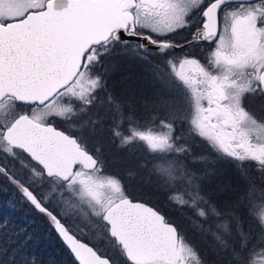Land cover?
Here are the masks:
<instances>
[{
  "label": "snow or ice",
  "instance_id": "6c2138e0",
  "mask_svg": "<svg viewBox=\"0 0 264 264\" xmlns=\"http://www.w3.org/2000/svg\"><path fill=\"white\" fill-rule=\"evenodd\" d=\"M247 97L264 98V0H0V264H36V217L75 264H264ZM219 164L237 180L225 203ZM144 173L138 198L126 180Z\"/></svg>",
  "mask_w": 264,
  "mask_h": 264
},
{
  "label": "rangeland",
  "instance_id": "374dc122",
  "mask_svg": "<svg viewBox=\"0 0 264 264\" xmlns=\"http://www.w3.org/2000/svg\"><path fill=\"white\" fill-rule=\"evenodd\" d=\"M158 123V122H157ZM149 125H145L143 130H147ZM179 127V126H178ZM187 125H184V131H187ZM180 132H177V135H179ZM196 144L198 145L197 151L198 153H206V147L205 145L201 144L199 140L196 141ZM105 151H107L110 156L113 159H110V161H117L120 158H123L125 156V153L123 152H117L113 147L107 146L105 148ZM135 155L139 157H143L145 160L150 159V155L148 153V150L146 148V145H137V148L135 150ZM112 167L110 166L108 171L109 172H120L122 170L120 164L117 162L116 165L115 163H111ZM119 169L116 170L115 169ZM254 167V165H252ZM217 171H218V178L215 179L214 184H213V189L216 192V197L221 203H225L226 201H230L231 199L234 198V190L237 187V180L235 176V172L233 169H231L227 164H219L217 165ZM129 185V191L133 192V195L136 197H144L147 198L149 195V187L150 185L148 184L147 180V173L142 174V177H138L136 181H127ZM155 194V195H153ZM151 194V201L154 203L158 204L160 207L164 208V212L170 213V214H176L177 221L181 220L180 212L178 209L173 208L171 205H169L166 200L163 197L162 193H157L153 192ZM172 216V215H171Z\"/></svg>",
  "mask_w": 264,
  "mask_h": 264
},
{
  "label": "trees",
  "instance_id": "16d2710c",
  "mask_svg": "<svg viewBox=\"0 0 264 264\" xmlns=\"http://www.w3.org/2000/svg\"><path fill=\"white\" fill-rule=\"evenodd\" d=\"M134 71V69L122 68L114 73L113 80L119 82L122 75H129ZM170 217L176 220L177 215L170 214ZM29 219L32 217L30 216ZM36 225H39L36 227L37 240L29 246V251L35 257L36 264H75L72 255L57 238L55 232L49 234L46 224L39 217H36Z\"/></svg>",
  "mask_w": 264,
  "mask_h": 264
},
{
  "label": "flooded vegetation",
  "instance_id": "af4514ba",
  "mask_svg": "<svg viewBox=\"0 0 264 264\" xmlns=\"http://www.w3.org/2000/svg\"><path fill=\"white\" fill-rule=\"evenodd\" d=\"M201 47H203L205 49L204 52L199 53L201 56V59L203 61L204 56L207 55V51L210 49V47H214V45L210 46V45L205 44V45H202ZM177 55H179V53H177ZM205 106H206V102H205ZM245 106L250 111H253L254 113H256L257 116H264V98H255L254 99L252 97H247L245 99ZM111 147H113V146H111ZM106 153L108 154V157L110 159H113L107 151H106ZM113 163H115V165H116L117 162H113ZM110 166L112 167V164H110ZM115 169H116V167H115ZM116 170L119 171V169H116ZM120 171H122V170H120ZM130 193L133 195V192H130ZM153 195H155V194H153ZM138 198H140V196ZM151 202L154 203L153 201H151ZM226 202H228V201H226ZM154 204H156V203H154ZM156 205L158 207H160L158 204H156ZM160 208L162 211H165L164 208H162V207H160ZM169 215H170V213H169ZM246 220H247V218H246ZM246 227H247V223H246Z\"/></svg>",
  "mask_w": 264,
  "mask_h": 264
}]
</instances>
